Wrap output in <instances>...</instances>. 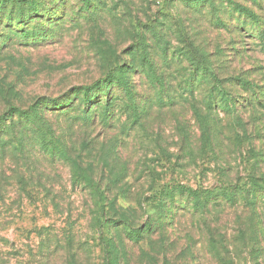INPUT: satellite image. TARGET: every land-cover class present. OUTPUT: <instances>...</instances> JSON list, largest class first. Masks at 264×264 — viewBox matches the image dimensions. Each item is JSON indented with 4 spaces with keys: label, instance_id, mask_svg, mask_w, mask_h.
I'll use <instances>...</instances> for the list:
<instances>
[{
    "label": "rangeland",
    "instance_id": "1",
    "mask_svg": "<svg viewBox=\"0 0 264 264\" xmlns=\"http://www.w3.org/2000/svg\"><path fill=\"white\" fill-rule=\"evenodd\" d=\"M90 1L0 0V116L35 106L70 155L0 135V264H264V0ZM173 182L217 199L163 210Z\"/></svg>",
    "mask_w": 264,
    "mask_h": 264
},
{
    "label": "trees",
    "instance_id": "2",
    "mask_svg": "<svg viewBox=\"0 0 264 264\" xmlns=\"http://www.w3.org/2000/svg\"><path fill=\"white\" fill-rule=\"evenodd\" d=\"M6 0H2L5 2ZM22 0H15V2H20ZM84 3V8L89 7L91 1L90 0H82ZM196 75L199 73L204 74L206 72L204 65H196ZM205 70V71H204ZM146 75V79H149L150 73L143 72ZM212 76V73H210ZM213 77V76H212ZM213 80L215 78L213 77ZM194 83V82H192ZM242 85L247 86V89L250 88L249 83L241 81ZM97 86V84H94ZM120 85L123 86L125 91H129V87L127 83L120 81ZM192 85V84H190ZM105 87V86H104ZM214 94L216 97L215 103L217 105V109L223 111L225 113H231L233 110L229 107L232 104V98L229 96H222L219 92ZM212 97V96H211ZM113 105V104H112ZM112 105H108L106 102L102 111L91 112V110H84L79 114V119L82 120L83 123H91L94 115H96V119L98 122L103 124V126H109L110 117L112 115L110 107ZM234 105V103H233ZM45 119H41L39 112L35 106H30L26 109L14 108L13 112L4 114L0 116V135L1 134H14L16 132L17 127H20L19 130L20 137L18 138V145L22 147L26 141L29 140L32 144L35 145L40 150L44 156L49 157L50 160L53 161H68L70 158L69 152L67 151L66 146L62 143L59 136H57L55 129L49 121H44ZM0 146H4V142L0 140ZM73 186H79L80 188L84 185L91 182L90 177L87 175L76 176L72 175ZM263 184H264V180ZM243 185L246 184H231L230 187L222 186L218 189L219 193L216 195H220L221 199L224 201H228L234 203L236 201L237 194L239 195H254L255 198L258 196V191H263V185L260 184L256 178H251L248 182V186L245 187ZM215 188H203V187H190L186 184L173 182L166 183L161 186L156 194V198L158 201V205L161 209H165V207H178L180 203H184L188 208H192V210H199L204 207L211 201L216 200V195L214 196ZM51 192V191H50ZM246 199H248V197ZM177 200H179V204H176ZM183 201V202H182ZM178 205V206H177ZM113 226L117 231L125 233L128 239H133L136 235H138L137 231L128 230L129 223L123 217L119 216L118 218L109 219ZM160 222H163L160 219ZM148 227L145 226L143 228L142 233L148 232ZM142 235V234H140Z\"/></svg>",
    "mask_w": 264,
    "mask_h": 264
}]
</instances>
